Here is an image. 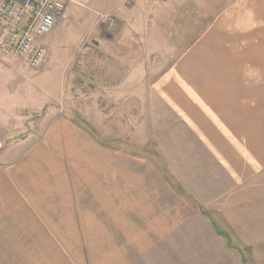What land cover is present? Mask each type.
<instances>
[{"label":"rangeland","instance_id":"1","mask_svg":"<svg viewBox=\"0 0 264 264\" xmlns=\"http://www.w3.org/2000/svg\"><path fill=\"white\" fill-rule=\"evenodd\" d=\"M79 3L42 66L7 57L14 98L47 103L0 128V264H157L135 244L156 198L188 207L158 222L194 209L227 263L264 264V227L249 245L210 210L235 188L264 208V0Z\"/></svg>","mask_w":264,"mask_h":264},{"label":"crops","instance_id":"2","mask_svg":"<svg viewBox=\"0 0 264 264\" xmlns=\"http://www.w3.org/2000/svg\"><path fill=\"white\" fill-rule=\"evenodd\" d=\"M90 5H94L98 0H86ZM79 16H76L77 19ZM79 19V18H78ZM73 21V20H72ZM67 27V24L65 25ZM71 27V26H70ZM46 47L48 46L49 39L44 40ZM50 46V45H49ZM47 47V51L49 52L50 47ZM9 60L4 57H0V128L4 130L5 133L11 134V132L15 129V118L22 116L21 109H31V105L37 102V108L43 107L46 102V93L43 95H37L36 99H33L32 102L30 98L23 100H17L13 95V77L8 76V69H10L11 65H9ZM50 63L47 64L46 68L43 69V73L49 67ZM57 68V67H56ZM36 108V107H35ZM220 164L218 168L220 167ZM213 165H216L215 163ZM215 168V167H214ZM229 171V169H228ZM231 174L236 175V171L233 167L230 168L229 171ZM123 182H125V172L123 170ZM237 180H235L236 182ZM123 186V185H122ZM238 187V186H237ZM264 189V187H262ZM125 192V191H124ZM120 193V192H118ZM260 194V193H259ZM123 195V194H122ZM248 195V193L246 194ZM264 196V195H262ZM105 197V195H104ZM107 200L110 201L111 196L106 194ZM139 197V196H138ZM242 192L239 193V189L235 188L231 190L229 193L221 195L220 197H215L213 199V207L210 209L211 211H215L220 209L221 206L219 202L223 203V207L218 211L219 214L223 215L224 218L232 225L234 231L244 238V242L249 245L255 244V242H260L259 237L257 236L258 230L260 227H264V208L251 206L250 208L240 209L238 210V202L239 198H243ZM252 197H255L252 195ZM106 199V198H105ZM141 200V199H140ZM153 200V201H152ZM105 201L106 205L107 202ZM138 201V202H137ZM148 204L143 202V208L139 211L142 213H147V216L142 217L141 223V232L140 235H143V240L135 241L139 243L142 247L140 251H145L144 255H147L149 248L148 246H156L159 245L157 249H159L154 254L151 253V256H154L157 264H229L227 263L228 255L224 252V244L223 242L219 243V246H216L218 242L213 239V235L215 233L218 236L225 237L226 235L221 232L216 226L213 224L209 225V222L201 217L194 209L190 208V214L183 217V220H175L173 216L169 220H165L162 222H158L156 219L157 208L164 210L163 212H168L169 210H173L174 213L179 217L182 216L185 210H188L186 203L181 205L182 209H176L171 205H159L157 198L150 199ZM140 201L138 198L134 200V209L132 210L135 214L138 212V204ZM152 203V204H151ZM119 212H126V204L119 203ZM217 208V209H216ZM131 208H128L130 210ZM258 217L255 219V215ZM262 216V217H261ZM136 227V226H135ZM197 227V228H196ZM192 231V232H191ZM204 236L201 238V236ZM135 237H138V232H135ZM192 235V236H191ZM208 235H210L208 241ZM169 239L168 241H166ZM173 243L175 246V251H165L164 244ZM192 254H194L192 256ZM260 255V254H258ZM258 260V258H255ZM262 260L264 259L261 258ZM140 264H148L144 262V259L140 260Z\"/></svg>","mask_w":264,"mask_h":264},{"label":"built area","instance_id":"3","mask_svg":"<svg viewBox=\"0 0 264 264\" xmlns=\"http://www.w3.org/2000/svg\"><path fill=\"white\" fill-rule=\"evenodd\" d=\"M79 0H0V57L35 70L47 57L44 38L67 22Z\"/></svg>","mask_w":264,"mask_h":264}]
</instances>
